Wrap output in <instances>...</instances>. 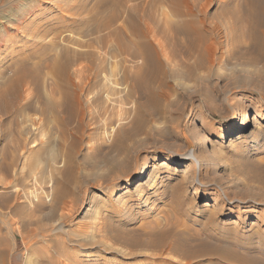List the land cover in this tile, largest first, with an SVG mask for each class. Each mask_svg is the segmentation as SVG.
<instances>
[{
	"label": "rangeland",
	"instance_id": "obj_1",
	"mask_svg": "<svg viewBox=\"0 0 264 264\" xmlns=\"http://www.w3.org/2000/svg\"><path fill=\"white\" fill-rule=\"evenodd\" d=\"M69 1L77 8L76 30L45 28L37 33L38 28L48 24L43 18L50 19L42 0H0V34H5L9 23L18 24L22 18L29 17V24L22 25L20 32L9 31L8 49L0 51L2 213L7 212L4 198L14 190L39 194L50 205L55 186L53 177H60L70 144L76 139L72 133L78 127L77 119L70 118L66 107H62L65 106L63 95L78 87L85 88L87 96L81 97L90 100L91 108L95 106L93 122L98 127L106 109L107 114L112 111L109 99L123 104L130 102L131 82L125 83L123 75L132 74L134 66L140 63H133L119 42L137 40L134 33L137 25L142 29L150 25L157 31L168 28L166 16L171 15L169 0L128 1L120 8L117 21L109 23L110 2L97 10L103 0ZM245 2L225 0V5L222 4L228 5V12L220 18L224 45L212 71L199 70L204 79L191 81L185 76L176 77L167 69L170 83L178 89L175 100L172 98L178 106L173 107L170 115L156 117L155 124L129 143L130 147L145 145L141 152L128 163L125 154L114 155L108 148L110 144L103 140L101 124L93 136L94 147H98L94 156L104 159H94L88 164L83 163L85 151L78 154V178L82 183L76 195L67 198L65 210L76 207V211L66 224H60L70 233L86 226L108 224L110 228L104 234L105 239L94 246L75 241L73 248L81 257L76 264H186L199 255L203 229L207 227L227 238L264 241V35L252 36L248 25L238 21L237 14L240 16L245 11L235 5L244 4L242 8L247 9ZM129 6L134 9L133 16ZM210 12L219 15V7L214 6ZM169 40L171 49L177 48L180 56L177 60L183 63L182 48ZM80 71L82 74L78 76ZM92 74L98 75L97 78ZM196 91H204L209 97L191 94ZM119 95L124 98L122 101ZM131 102L126 108L132 106ZM247 112L257 120L249 133L238 141L226 138L230 131L240 128ZM205 140L208 146L204 145ZM49 143L52 149L48 151ZM80 145L84 147L85 143ZM52 150L55 165L51 167L48 159L52 157L48 154ZM34 151L41 157L37 163L31 153ZM189 151L194 158L183 157ZM112 159H117V163ZM166 159L178 164L164 165ZM145 166L156 173L151 179L146 176V183L138 187ZM184 169L196 174L193 184L185 181ZM131 180L134 185L129 187ZM125 191L128 192L119 199V194ZM140 191L147 193L148 201ZM29 201L22 198L19 205L26 207ZM117 201L122 203L120 208ZM46 222L55 227L54 220ZM26 232L24 237L17 236L11 264H24L29 257L31 264H44L40 252L47 245L43 248L39 236L29 237ZM2 233L7 236L8 232Z\"/></svg>",
	"mask_w": 264,
	"mask_h": 264
},
{
	"label": "bare ground",
	"instance_id": "obj_2",
	"mask_svg": "<svg viewBox=\"0 0 264 264\" xmlns=\"http://www.w3.org/2000/svg\"><path fill=\"white\" fill-rule=\"evenodd\" d=\"M128 1L138 2V0H103L98 4L97 10H100V8L103 9V4L106 5L108 2H110L108 3L109 6L107 9H110L109 12L111 17L109 19V23H111L117 21L119 15H121L119 14L121 12L120 8L125 3L127 5ZM169 1L171 3V8L169 7L171 10V15L168 16L172 19L176 18V20L173 21L168 18V16H166V18L169 19V21L167 20L168 22L166 21L168 28L157 31L153 29L154 27H150V25H148L145 29L138 28L137 25V28L134 30V33L138 38L137 40H132L129 43H125L124 41L123 43L119 42V46L133 63L140 62L139 65L134 66V72L132 74L123 75V79H126L124 80L125 83L129 84V81L131 82V85L128 86V96L130 98L129 101L131 102L133 98L135 99L131 102L132 106L127 108L126 106L129 105L130 102L126 103L123 101V104L122 102H119L115 99H109L108 103L112 105V111L109 110L107 114L106 111L108 109H106L105 115H103L102 119H100L102 124L100 125L104 132L103 140H106V143L110 144L108 148H110L114 155L117 154V156H119L125 154L127 157V163L130 162L131 158L137 152H141V149L145 148V145L142 144L139 146L130 147L129 143L136 141L139 136L143 135V133L148 130L147 128L151 127V124L156 121V117L168 116L172 113L173 107L178 106L176 105V101L175 103L172 101V98L174 95L176 96L175 93L178 92V89L175 85L170 83V73L167 71V69H169L171 73L176 74V77L185 76V78L187 77L191 81H200L204 78L201 77L199 70L206 69L212 71L213 67L221 57H219V51L223 44V37L220 33V23L222 22L220 18L223 17V13L225 15V13L228 12V9H226L228 8V5L222 6V4L225 3V0ZM70 2L71 1L69 0H64L61 2L42 0V3L46 4V7L44 8L43 6V9L46 10V12L49 11L47 14H49L50 19L47 20V17L45 19L43 18V20L47 21L48 24L45 25L44 28H38L37 33H40L39 31H44L45 28H50L51 30L54 28L56 30L65 29L69 32H74L77 28V22L75 18L77 8L72 4L70 5ZM243 5H240L239 3L235 5L240 11H245L240 16L237 14V19L240 21V24L248 25L251 35L254 37H260V34L262 33L264 35V31H261V29H264V0H247V3L245 2V7H247V9H244V7L242 8ZM214 6L219 7V15H217V13L211 14L210 11ZM125 10L127 11V9ZM129 10L131 16H133L134 9H131L129 6ZM146 15L149 16L148 14ZM28 18L29 17L27 16L22 18L18 24H8L5 34H0V51H2L1 49L3 48H7V43L11 41V37L6 36L9 31L13 30L15 32H20L23 28L22 25L29 24ZM64 19L67 20L65 21ZM24 35L27 34L25 33ZM169 39L173 40L177 47L182 48V54L184 55L183 63L181 61L180 63L177 60V57L179 56V54L176 52L177 48H173L175 51L171 49V41ZM120 41H122V39ZM179 57L178 59H180ZM81 74L82 71L79 72L78 76ZM95 74L92 75L94 78H97L98 75L95 76ZM130 87L133 88V92ZM68 92L69 93H65L62 97V103L65 105H62V107H66L67 114L70 116V118L77 119L78 127H76L77 129L75 128V132L72 133L76 139H74L70 144V149L64 160V169L62 168V172L60 171L59 173L60 177L52 176L55 186L53 188L54 193H52L53 195L51 203L48 206L43 201V198L39 197L40 195L38 193L37 194L39 196L36 194L33 195V193H27L23 190H14L4 198L7 212L2 213L3 210H0V264H11V258L17 247V236L21 235L24 237V230L27 231L26 234L29 237L39 236L44 243L43 248H45V245H47V248L42 250L44 253L40 252L42 255L39 254L42 256L44 264L78 263L79 260H76L77 258L79 259L81 257L78 255V251L73 248L75 241L85 243L87 242L91 247L93 244H96L97 241H103L106 236H104V234L109 231L110 226L108 227V224H103L102 226L98 227H92L89 225L91 227H82L80 230L77 229V231L70 233V231L67 232L68 230L66 227L62 225L66 224L67 219L71 217V215L76 211V207H70L71 209L69 208L68 211L65 210L68 209L67 198L70 195L75 196L79 185L82 183L80 178H78V169H80V164L77 163L79 160H77L78 154H80V151H85L86 157L83 163L88 164L92 163L94 159H98L99 161L104 159H99L98 157H95L96 155L94 156V154L97 153V149H95L97 146L94 147V143L96 144V142H94L93 136L95 133H97L96 131L99 130L100 125L98 127L94 126L95 123L93 121H95V118L93 117V108H91V103L89 102L90 100L88 101V99L86 100L81 97L87 96V94H85V88L78 87L77 90ZM203 92L196 91L192 92L191 94H194V96L200 95L207 99L209 96H206V94ZM7 94L8 93L6 92L5 96ZM110 94L114 93L111 92ZM118 97H120V95ZM190 97L192 96L190 95ZM123 99L124 98H122L121 101ZM6 106L7 108H10V106H8V102ZM0 108H2L1 104ZM99 116L101 117V115ZM253 121L255 123L257 121L256 118H253L249 112H247L242 119L240 128L230 131L226 135V138L235 141L241 140L246 136V134L249 133L250 128L253 125ZM66 123L68 124V122ZM96 140L97 139H95V141ZM82 142L85 143L84 147L80 145ZM204 143L205 146H208V142L206 140ZM46 148L48 151L51 150V143H49ZM16 149L18 152V148ZM53 151L54 150L48 154L50 157H52L51 160L50 158L48 159L51 167L53 165L52 163L55 161L53 160ZM31 153L36 163L37 161H41V157L36 151ZM183 157L187 159L194 158L192 152L190 151L183 155ZM117 161V159H112V162L117 163ZM163 164L175 165L178 163H176L173 159H166ZM11 166L13 167V165ZM55 168L56 166L54 167V173H56L58 170ZM148 168L145 166L142 169L139 178V181L141 182H139L137 185L138 187L146 183L144 181L146 176L148 179H151L152 175L156 173L153 168L151 171ZM195 175L196 174L191 170H183V176L185 177L184 179L188 183L193 184ZM54 176L56 175L54 174ZM132 185L134 184L131 180L128 186L131 187ZM127 192L128 191L120 193L118 196L119 199L123 198ZM141 193L142 191L139 192V194ZM142 194L144 199L148 201V198H146L147 193L145 195L144 193ZM30 196H34V199H31L32 197ZM22 198H29L30 201L28 206L21 207V205H19V201ZM119 201H117L119 204L117 207L120 208L122 203ZM57 215H59V217H57ZM47 220H54V223L56 224H54L55 227L50 226L51 224H48L46 222ZM60 222H62V224H60ZM4 230H7V236L2 233ZM203 232H205L204 239L202 240L198 237L200 240H202L200 249L198 251L199 255L193 256L192 260L187 261L186 264H264V241H258L256 239L251 240L249 238L244 239L238 236L227 238L218 232L211 231L209 227L203 229ZM39 251L40 250H38V253ZM165 254H167V251ZM88 255L90 256L91 254ZM29 258L24 262V264L32 263V260ZM193 260L194 262H191Z\"/></svg>",
	"mask_w": 264,
	"mask_h": 264
}]
</instances>
